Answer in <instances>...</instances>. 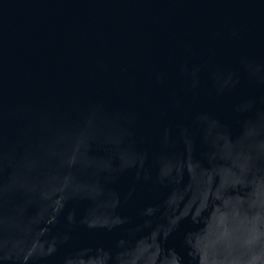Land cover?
<instances>
[{
    "label": "water",
    "instance_id": "obj_1",
    "mask_svg": "<svg viewBox=\"0 0 264 264\" xmlns=\"http://www.w3.org/2000/svg\"><path fill=\"white\" fill-rule=\"evenodd\" d=\"M0 264H264V0H0Z\"/></svg>",
    "mask_w": 264,
    "mask_h": 264
}]
</instances>
